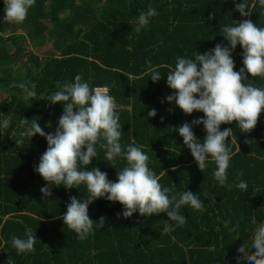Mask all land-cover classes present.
<instances>
[{
    "label": "trees",
    "instance_id": "1",
    "mask_svg": "<svg viewBox=\"0 0 264 264\" xmlns=\"http://www.w3.org/2000/svg\"><path fill=\"white\" fill-rule=\"evenodd\" d=\"M149 5L157 15L136 33L135 18ZM3 8L0 0V18ZM247 8L250 16L241 17L232 0H35L22 23L0 20V93L6 96L0 113L12 118L0 132V264H250L236 257L242 256L240 243L250 244L253 227L264 220V110L249 131L241 132L235 121L220 125L232 129L226 137L233 153L228 181L234 182L242 170L239 179L248 185L244 191L229 190L213 179V162L204 171L197 167L175 132L203 113L185 114L164 99L174 91L166 85V73L177 56L227 44L220 28L233 20L251 19L264 26V7L248 0ZM25 42L33 49L50 42L56 54L44 59L34 52L25 55ZM241 53L237 44L231 53L234 70L242 67ZM145 60L161 72L158 81L149 79ZM76 73L92 86L108 87L119 112L121 144L143 146L159 183L172 192L187 188L198 193L204 211L182 206L184 225L163 232L168 219L163 212L124 218L117 215L119 202L97 198L88 205V215L94 221L105 217L100 229L80 240L63 224L69 196L85 198L86 187L50 186L51 195L43 197L40 188L47 182L33 169L46 140L34 134L16 144L15 130L23 117L54 133L62 104H51L40 93L48 95L56 81L71 80ZM246 76L264 85L261 76ZM22 81L35 83L36 97L23 98L18 87ZM149 108L156 110L155 116H147ZM192 130L198 139L205 135L202 124ZM103 152L97 147V157L87 167L97 166L115 180L126 161L106 162ZM224 220L229 221L227 227ZM233 224L238 228L230 232ZM26 227L37 238L35 251L17 255L8 241L13 235L22 237Z\"/></svg>",
    "mask_w": 264,
    "mask_h": 264
},
{
    "label": "clouds",
    "instance_id": "2",
    "mask_svg": "<svg viewBox=\"0 0 264 264\" xmlns=\"http://www.w3.org/2000/svg\"><path fill=\"white\" fill-rule=\"evenodd\" d=\"M3 3L4 15L0 20L19 24L26 19L35 0H3ZM232 3L241 17L250 16V10L246 11L248 0H232ZM257 3L264 7V0H257ZM156 15L157 10L149 5L136 16L133 30L140 33L149 24V18ZM233 21L220 28L227 44L216 43L202 53L194 51L191 56L175 58L174 66L169 65L166 73V85L174 91L164 99L174 102L185 114L194 110L203 113V116L175 127V132L182 137L200 170L204 171L208 163L213 162L212 176L218 185L244 191L248 185L239 179L242 170L236 173L234 182L228 181L227 169L233 153L226 137H231L232 129H221L220 125L235 121L241 132L249 131L264 110V85L258 86L246 76L247 73L251 77L259 75L264 78V26L251 19ZM237 44L242 49V67L234 70L231 53ZM145 64L149 65V79L158 81L161 72L150 60H145ZM18 87L25 99L37 96L34 82L22 81ZM45 93H40L41 99L62 104L55 132L45 133L37 120L29 122L21 117L15 130L18 137L15 143L20 144L24 138L29 141L34 134L45 138L47 147L33 169L47 182L40 188L43 197L51 195L50 186L69 189L83 184L86 187L88 194L85 198L69 196L66 211L61 214L63 224L75 233L77 239H86L104 225V216L94 221L88 215V205L97 198L119 202L122 208L117 215L124 218L133 213L150 216L163 212L168 218L164 220L163 232L184 225L186 216L181 214L182 206L204 211L198 193L187 188L172 192L159 183L160 177L149 167V157L142 151L143 146L121 144L119 112L107 86H92L81 73H76L71 80L56 81L55 90L48 91V95ZM155 114L156 110L149 108L147 116ZM11 122L10 115L0 113V132ZM200 124L205 131L202 139H198L192 130L194 125ZM97 147L104 150L106 162L114 163L117 158L126 161L117 171L115 180H110L97 166L87 167L97 157ZM112 163L109 164L112 166ZM223 223L227 227L229 221ZM237 228L238 225L233 224L228 230L231 232ZM36 240L33 231L26 227L22 237L13 235L8 243L19 255L35 251ZM238 252L242 256L238 255L237 260L246 258L250 264H264V220L253 227L250 244L241 242ZM6 264H12V261L7 260Z\"/></svg>",
    "mask_w": 264,
    "mask_h": 264
},
{
    "label": "rangeland",
    "instance_id": "3",
    "mask_svg": "<svg viewBox=\"0 0 264 264\" xmlns=\"http://www.w3.org/2000/svg\"><path fill=\"white\" fill-rule=\"evenodd\" d=\"M18 33H23V31L19 30ZM32 52L36 53L42 59L56 54L50 42H46L43 46L37 49H33L27 42H25V55H28ZM5 98L6 96L0 93V102L3 101Z\"/></svg>",
    "mask_w": 264,
    "mask_h": 264
}]
</instances>
